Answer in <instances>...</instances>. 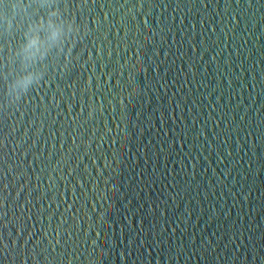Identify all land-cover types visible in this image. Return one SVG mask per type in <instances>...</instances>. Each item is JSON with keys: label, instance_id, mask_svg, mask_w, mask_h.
<instances>
[{"label": "water", "instance_id": "1", "mask_svg": "<svg viewBox=\"0 0 264 264\" xmlns=\"http://www.w3.org/2000/svg\"><path fill=\"white\" fill-rule=\"evenodd\" d=\"M59 6L71 62L0 108V264H264V0Z\"/></svg>", "mask_w": 264, "mask_h": 264}, {"label": "clouds", "instance_id": "2", "mask_svg": "<svg viewBox=\"0 0 264 264\" xmlns=\"http://www.w3.org/2000/svg\"><path fill=\"white\" fill-rule=\"evenodd\" d=\"M59 5L60 0H0V39L19 34L9 48V71H0L6 98L0 108L18 103L38 86L48 62L58 63L62 55L65 69L71 62L80 26Z\"/></svg>", "mask_w": 264, "mask_h": 264}]
</instances>
